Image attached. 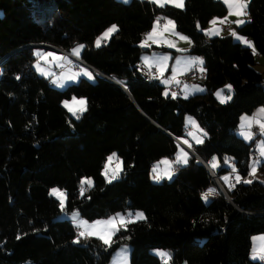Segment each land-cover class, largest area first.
Masks as SVG:
<instances>
[{"label":"trees","instance_id":"trees-1","mask_svg":"<svg viewBox=\"0 0 264 264\" xmlns=\"http://www.w3.org/2000/svg\"><path fill=\"white\" fill-rule=\"evenodd\" d=\"M227 13L221 0H185L183 9L150 0H0V264H108L124 244L131 247L129 264H165L154 250L171 254L167 264H264L250 260L253 237L264 234V161L251 184L230 190L222 179L232 171L226 158L245 178L257 153V136L246 141L237 130L243 115L264 107V74L256 69L257 59L264 61V0H250L248 21L236 26L255 52L231 34H205L214 17ZM161 17L190 38L186 54L204 61V91L187 99L166 98L159 76L148 81L136 70L151 50L140 44ZM111 25L119 31L95 47ZM35 44L68 52L84 45L79 59L126 90L98 74L94 82L79 76L54 86L53 76L33 66ZM226 84L232 99L222 104L215 93ZM73 97L88 101L79 120L63 106ZM187 115L208 133L203 144L191 143L206 166L190 153L171 180L153 182V165L174 159L176 140L188 137ZM112 153L124 172L109 184L101 173ZM85 177L94 187L85 185L81 196ZM52 188L67 194L64 212L88 221L137 210L147 219L121 228L110 247L94 237L73 243L75 227L58 217L63 211ZM209 188L217 194L205 202Z\"/></svg>","mask_w":264,"mask_h":264},{"label":"snow or ice","instance_id":"snow-or-ice-1","mask_svg":"<svg viewBox=\"0 0 264 264\" xmlns=\"http://www.w3.org/2000/svg\"><path fill=\"white\" fill-rule=\"evenodd\" d=\"M151 3L156 4L160 7H164L165 5H172L176 8L183 9L185 7V0H150ZM250 0H223V3L228 6V15L229 16H236L237 19L234 21V23L237 26H242L246 23L244 19H241L240 17L247 16V7ZM161 19L164 18H157L154 22V25L150 32H148L145 36V39L140 44L141 48H149L151 44H160L162 42L161 38H163L164 33L170 32L172 34H175L180 39L188 41L191 43L189 38L187 36L181 35L180 33H177L175 31L176 24L173 20H167V22L163 25V28L161 30ZM227 20V17L224 18V20H219L220 23H224ZM218 22V18H214L210 21V24L212 27L208 28L205 31L206 35L209 36H219L221 34V30L217 29L215 26ZM197 27L200 28V25L197 24ZM203 30V29H202ZM119 29L116 25H112L110 28H108L99 38L95 41V47L100 48L102 46L103 42H107L111 40L113 34L118 32ZM231 35L236 37L238 40H242V42L247 45L248 47L252 48L255 52L254 46L251 44L250 41L247 39H243L240 36L237 35L235 31L231 32ZM151 42V43H150ZM163 43H166L169 48H175V43L169 40H163ZM85 48L84 45H78L72 50V54L76 56L77 58L80 57V54L82 50ZM177 51H183L182 49H177ZM37 57L40 59H43L45 61L48 60L49 57H51L53 60L59 61V60H65L67 57L59 56L56 53L53 52H47V53H36ZM171 57L169 55H159L154 58V62L156 66L159 69V77L162 78L164 76L165 69L168 65L169 60ZM181 63V61H177V64ZM145 64L151 68L153 66V61L150 60L148 57H145ZM204 61L200 57H192L187 61V68L188 70H191L193 68H198V71L203 73L206 71L205 68H203ZM38 71L41 72V74L47 76L50 75L49 72H47L45 69H43L40 66L39 61L35 65ZM83 75L86 76L88 79H95V76L93 73L85 68L82 72H78L73 74L72 76L68 77V79L76 80L78 76ZM20 77H17L19 79ZM175 76L172 77V80H175ZM53 83H57V81H53ZM163 83L168 85L170 81L168 79H163ZM60 87H63L64 85L61 83L59 85ZM187 86H185L186 88ZM228 89V92H232V85L228 84L225 86ZM197 91H204L202 88H197ZM217 98L220 100V103H227L232 99V96L224 95L223 90L217 91L215 93ZM164 96L167 98L169 96V92L165 91ZM171 98L176 99L177 93L172 92ZM184 98H188V94L185 93ZM63 106L67 109V111L75 117L76 120H79L84 113L88 111V101L86 98H76L73 97L70 101L65 100L63 102ZM257 116H264V107L260 108L257 112ZM242 124H241V135L246 140H251L254 136V134L245 129H251L253 123L255 122L260 129V134L264 135V122H261L258 119H255L254 117H248L244 116L242 118ZM188 124L192 126V129L190 130L187 135L192 137V139L195 141L196 144H203L204 138L208 136V133L205 132L203 129L199 127V125L196 123V121L189 117L188 118ZM197 133H200L201 135H198ZM182 143L187 145L188 148H192V144L187 140H182ZM260 155L264 157V142H262L260 147ZM189 154L187 151H185L183 148L179 149V154L176 156L174 161L171 160H163L161 161L162 164L166 165V168L161 170L160 165H156L152 168L153 172V179L156 182H160L164 178H167L168 180H171L173 178V175H175V172L178 171L177 166H186L189 162ZM228 159H225V163H228ZM259 161H254L251 166V172L249 173L251 176H255L257 172V165ZM113 164H115V167H113ZM210 166L212 169H216L219 166V161L216 157L212 158V161L210 162ZM232 172L235 173V183L231 182V177L224 176L223 180L228 184L229 189L233 190L236 186V184H239L241 182L245 184H251L253 181L251 179H244L238 172V169L235 167L234 164L231 165ZM124 172V162L120 160V158L117 156L116 153H112L107 157L106 163L104 164L102 175L104 176L107 183L111 184L113 181L120 178L121 173ZM85 185H87L89 188L94 187V181L91 178H83L80 181V194L81 196L85 195L86 189ZM217 194L216 189L209 188L206 192L202 193V199L207 202L209 200V197H212ZM50 195L55 196L59 202L61 210L63 211L65 208V203L67 200V194L64 191H61L58 188H53L51 190ZM88 199H91V197H87ZM133 217V213H128L127 217L123 214H117L115 216H112L106 220H97L93 224H89L88 221L80 219L78 212L72 213V220L77 223V227L83 229L77 233V238L73 241V243H80L81 238L88 239L90 237H96L99 240L103 242L105 246L110 247L112 244L113 236L123 228L124 230H127V226L131 223L137 222L139 220H146L143 212H137L134 215V219L130 218ZM21 237L18 236L17 239H20ZM261 240H264V237L259 238ZM161 257L165 258V264H167L168 261L171 260V254L167 252H160L158 253ZM259 258L260 260L264 261V246H262L257 252L255 249L253 250V259ZM125 264H127V257H124Z\"/></svg>","mask_w":264,"mask_h":264},{"label":"rangeland","instance_id":"rangeland-1","mask_svg":"<svg viewBox=\"0 0 264 264\" xmlns=\"http://www.w3.org/2000/svg\"><path fill=\"white\" fill-rule=\"evenodd\" d=\"M120 1H122V2H130L131 0H120ZM225 17H227V20L224 22L225 24H227L230 28H232V21H231V19H233L234 18V16H233V18H232V16H229L228 15V13L226 14V16ZM224 17V18H225ZM244 17H248V16H244ZM244 17H240L241 19H243ZM214 18H218V21L219 20H224V18H220V17H214ZM213 18V19H214ZM170 18H166L165 19V21L167 22V20H169ZM212 19V20H213ZM170 20H172V19H170ZM229 20V21H228ZM244 20H245V18H244ZM112 26V25H111ZM111 26H109L108 28H110ZM163 25H161V27H162ZM210 27H212V25L210 24V22H209V24L207 25V27L204 29V30H207L208 28H210ZM216 27V26H215ZM107 28V29H108ZM217 28V27H216ZM107 29H105L97 38H99ZM151 31V30H150ZM175 31L177 32V33H180V32H178L177 31V28L175 29ZM205 32V31H204ZM231 32V31H230ZM181 35H184V36H187V35H185V34H183V33H180ZM146 36V35H145ZM188 37V36H187ZM241 37V36H240ZM96 38V39H97ZM189 38V37H188ZM144 39H145V37H144ZM143 39V40H144ZM143 40H142V42H143ZM161 40H162V42L160 43V44H151V46L149 47V48H144V49H151V50H148V51H145V52H143V54H142V56H141V60H142V62L143 63H145V57H148L150 60H152L153 61V66L154 67H156L157 69H158V67L155 65V62H154V58L155 57H157V56H159V55H169L170 57H171V59L169 60V62H168V65H167V67H166V69H165V72H164V76L162 77V78H159V80H160V83L163 85V86H165L166 84H164L163 83V79H168L169 81H171L172 80V77L173 76H175V78H177V77H179L180 75H182V74H184L185 72H187V70H188V68H187V61L189 60V59H191L192 57H197V56H190V55H188V54H186V52L190 49V45H191V43H189L188 41H185V40H182V39H180L178 36H176L175 34H172V33H170V32H166V33H164V36H163V38H161ZM163 40H169V41H172L173 43H175V48H169L168 46H167V44L166 43H163ZM189 40H190V38H189ZM235 40L236 41H238L237 40V38L235 37ZM96 41V40H95ZM238 42H240V41H238ZM104 43V42H103ZM102 43V44H103ZM151 43V42H150ZM94 44H95V42H94ZM251 44H252V42H251ZM36 45V44H35ZM253 45V44H252ZM78 45H76L75 47H77ZM247 46V45H246ZM75 47H73L72 48V50L75 48ZM152 47H156V48H158V47H164V48H166L167 50L166 51H164V50H161V49H156V48H152ZM177 49H182L183 51H177ZM37 52H40V53H47V52H53V53H56L57 55H59V56H63V57H67V59H66V62L67 61H69V63H65L63 60H59V61H56V60H53L51 57H49L48 58V60L47 61H45V60H43V59H40V58H38L37 57V55H36V53ZM33 54H34V56L35 57H37V59L34 61V63H33V66L35 67V65L37 64V62L39 61V63H40V66L43 68V69H45L47 72H49L50 73V75H47V77H49V76H53L52 78V81H54V80H58V77H59V79H61V77H63V78H66V79H68V77H70V76H72V71L73 70H75V66H76V64H75V61L73 60V58L72 57H70L69 55H66V54H69V52L68 51H66V54H64V53H60V52H57V51H55V50H47V49H43V48H36V49H34V51H33ZM71 55V54H70ZM73 56V55H72ZM75 57V56H74ZM177 61H181V63H179V64H177ZM148 66V65H147ZM58 68L57 70H59V71H65V72H62L61 73V75L60 74H57L56 73V70H55V68ZM35 69L37 70V68L35 67ZM63 69H65V70H63ZM256 69L258 70V71H260V72H262L263 74H264V61L262 60V59H260V58H258L257 59V64H256ZM80 69L78 68V69H76V71H79ZM82 71H83V69H82ZM158 72H159V69H158ZM37 73L38 74H40V75H43V74H41V72L40 71H38L37 70ZM93 73V72H92ZM166 73H168L167 75H166ZM60 75V76H59ZM93 75L95 76V74L93 73ZM166 75V76H165ZM45 76V75H44ZM81 76V75H80ZM79 77V76H78ZM77 77V78H78ZM77 80V79H76ZM76 80H73V82H76ZM89 81H91V82H94L95 80H96V76H95V79H88ZM72 83V82H71ZM226 85H228V84H226ZM225 85V86H226ZM185 86H187L186 88H185ZM184 87H183V94L181 95L182 97H184V95H185V93H186V91H187V89L188 88H190V87H200V88H202V89H204L203 88V86L199 83V82H196V83H193V84H189V85H185ZM64 88V87H63ZM226 87H222L221 89H219L218 91H221V90H223V94L224 95H226L225 93H224V89H225ZM193 96V95H192ZM189 98V97H188ZM68 101H70V100H68ZM64 102V101H63ZM220 102V101H219ZM263 106H261L260 108H262ZM71 115V114H70ZM72 116V115H71ZM244 116H249V115H243L242 117H244ZM72 117H74V116H72ZM189 117H191V118H193L194 120H195V118L194 117H192V116H190V115H187L186 117H185V125H186V127L187 128H189L190 130H194V129H192V126L191 125H189L188 124V118ZM196 121V120H195ZM260 121L261 122H264V119H260ZM242 118H241V120H240V122H239V128H240V126H241V124H242ZM196 123H197V121H196ZM198 124V123H197ZM254 126H256V127H259L256 123L254 124ZM252 128V127H251ZM189 129H188V131H187V133L189 132ZM249 130H251V129H249ZM198 135H201L200 133H197ZM256 137V136H255ZM188 138V141L191 143V141H193V142H195L193 139H192V137H190V136H188L187 137ZM187 138H185V139H187ZM254 138V137H253ZM252 138V139H253ZM251 139V140H252ZM180 140H182V139H180ZM184 140V139H183ZM191 140V141H190ZM247 141H250V140H247ZM262 142H264V135H258L257 136V141H256V150H257V152H258V154H259V156H261L260 155V147H261V144H262ZM180 148H183L185 151H187L186 150V148L185 147H183L182 145H180L179 144V148H178V152H177V155L179 154V149ZM192 149V148H191ZM188 152V151H187ZM188 154H189V152H188ZM176 155V156H177ZM176 158V157H175ZM175 158L174 159H169V158H164L163 160H165V159H167V160H171V161H174L175 160ZM162 160V161H163ZM263 161H264V157H263V159H262ZM261 161V160H260ZM260 161H259V163H260ZM160 165V169L161 170H163V169H165L166 168V165H164V164H162L161 163V161L160 162H157V163H155L154 165H153V167L154 166H156V165ZM228 165V164H227ZM230 165V164H229ZM113 167H115V164H113ZM152 167V168H153ZM178 168H179V166H177ZM153 172H151V178H152V180H153V182H156L154 179H153ZM174 176V175H173ZM234 176H235V173H234ZM255 177L256 178H261L260 176H259V174L256 172V174H255ZM85 178H87V177H85ZM92 179V178H91ZM164 179H167V178H164ZM215 179V178H214ZM244 179H250V175H248L246 178H244ZM162 181V180H161ZM216 181V180H215ZM218 181H219V179H218ZM217 182V181H216ZM218 183V185L220 186V188L222 187L223 188V190H224V192H226V190L224 189V187L222 186V184L220 183V181L219 182H217ZM53 189V188H52ZM51 189V190H52ZM61 191H63V190H61ZM50 193H51V191H50ZM53 196V195H52ZM53 197H55V196H53ZM56 198V197H55ZM57 199V198H56ZM58 200V199H57ZM74 212H77V211H74ZM137 212H143V211H141V210H137V211H135V212H132V211H128V212H126V213H123V212H119V213H117V214H123V215H125L126 217H127V214L128 213H133V217H130V218H132V219H134V215H135V213H137ZM72 213L73 212H71V213H66V212H61V214L58 216L60 219H65V218H68V219H70L71 220V222L73 223V225H74V227H75V230H76V233H78L79 231H81V230H83V229H81V228H79V227H77V223L75 222V221H73L72 220ZM144 213V212H143ZM117 214H115V215H117ZM115 215H113V216H115ZM145 215V214H144ZM79 218L80 219H83V220H86V219H84V218H82L81 216H80V214H79ZM106 219H108V218H106ZM106 219H98V220H106ZM143 220V219H142ZM86 221H88V220H86ZM95 221H97V220H95ZM95 221H88V223L89 224H93ZM94 238H96V237H94ZM98 239V238H97ZM262 246H264V244L263 245H261L260 247H259V250H260V248L262 247ZM254 248L255 249H257V246H254ZM130 252H131V247L128 245V244H124V245H122L120 248H118L114 253H113V255H112V257H111V260H110V262L108 263V264H125V260H124V257L126 256L127 257V264H129V258H130ZM160 252H166V251H164V250H154V253L156 254V255H158L159 257H161L158 253H160ZM250 255H251V253H250ZM162 259H164L165 260V258L164 257H161ZM250 260H252V261H260V260H258V259H253V255L252 256H250ZM262 262H264V261H262Z\"/></svg>","mask_w":264,"mask_h":264},{"label":"crops","instance_id":"crops-1","mask_svg":"<svg viewBox=\"0 0 264 264\" xmlns=\"http://www.w3.org/2000/svg\"><path fill=\"white\" fill-rule=\"evenodd\" d=\"M221 1H223V0H221ZM170 5V4H169ZM226 5V4H225ZM172 6V5H171ZM227 6V5H226ZM227 9H228V6H227ZM229 11V10H228ZM234 16V15H233ZM233 16H232V18H233ZM245 18V21L247 22L248 21V17H244ZM243 18V19H244ZM237 19V17L236 16H234V18L233 19H231V21H232V28H230L227 24H225V23H220L219 21L217 22V24H216V27H217V29H220L221 30V34L219 35V36H223V35H225V34H231V32L232 31H235L236 32V24L234 23V21ZM229 21V20H228ZM166 23V21L165 20H163V22H161V25H164ZM162 28H163V26L161 27V30H162ZM231 31V32H230ZM150 32V31H149ZM237 33V32H236ZM238 35V34H237ZM209 36V35H208ZM210 37H212V36H210ZM241 38H243V39H247L248 41H250L248 38H244V37H241ZM238 40V39H237ZM238 41H240L241 43H243L242 42V40H238ZM244 44V43H243ZM190 47H191V45H190ZM57 52H59V51H57ZM60 53H62V52H60ZM71 54V55H70ZM66 55H69L70 57L73 55L72 54V51L71 52H69V54H66ZM74 56V55H73ZM76 57V56H75ZM65 63H69V61H67L66 62V59L65 60H63ZM141 62H142V60H141ZM143 63V62H142ZM145 64V63H144ZM146 65V64H145ZM156 65V64H155ZM152 67H154V66H152ZM35 68V67H34ZM87 68V67H86ZM155 69H156V71H157V73H158V76H159V72H158V69L156 68V67H154ZM58 68L56 67L55 68V70H57ZM85 69V68H84ZM83 69V70H84ZM88 70H90L91 72H93L94 74H96L93 70H91V69H89V68H87ZM36 70V69H35ZM37 71V70H36ZM188 71V70H187ZM79 72H82V70H80ZM61 75V74H60ZM59 75V76H60ZM81 76H83V75H81ZM84 77H86V76H84ZM87 78V77H86ZM53 79V78H52ZM88 79V78H87ZM54 81H57V83H53L54 84V86H56V87H59V88H63V87H65L66 85H68L69 83H71V82H73V80H71V79H66V78H63V77H61V79H59V77H58V80H54ZM53 82V81H52ZM63 84L64 86L63 87H60L59 85L60 84ZM225 87V86H224ZM223 87V88H224ZM197 88H200V87H190V88H188L187 89V91H186V93L188 94V97L189 96H192V95H195V94H198V93H201V92H203V91H197L196 89ZM224 93L226 94V95H231L232 96V92L231 93H229L228 92V89L227 88H225L224 89ZM216 96V95H215ZM216 98H217V96H216ZM218 99V98H217ZM218 101H220L219 99H218ZM260 109V107H258L252 114H250L248 117H254L255 119H258V120H260V119H264V116H257V112H258V110ZM241 118H243V117H241ZM241 120V119H240ZM254 124H255V122L253 123V125H252V128H251V130L252 129H254L255 130V132H252L251 130H249V129H245V130H249V131H251L253 134H254V136L253 137H255V136H258V135H260V129H259V127H256V126H254ZM190 130V129H189ZM241 131H242V129H241V127L239 128L238 127V130H237V134L240 136V137H242L244 140H246L242 135H241ZM191 141V140H190ZM247 141V140H246ZM191 143H195V142H193V141H191ZM196 144V143H195ZM187 150V149H186ZM188 151V150H187ZM189 152V151H188ZM189 154H190V152H189ZM257 154H258V152H257ZM258 156H259V154H258ZM259 161L260 160H262L263 159V157L262 156H259ZM163 160V159H162ZM161 160V161H162ZM160 162V161H159ZM227 164H230V166L233 164L232 162H228ZM151 172H152V169H151ZM251 172V171H250ZM250 175V174H249ZM224 176H229V175H224ZM223 176V177H224ZM223 177H222V179H223ZM250 177H254V176H251L250 175ZM246 178V177H245ZM251 179V178H250ZM224 181V180H223ZM224 184H225V186L227 187V188H229V186H228V184L224 181ZM261 237H264V234H261V235H256V236H254L253 237V244H252V248H251V255L250 256H252L253 255V250L255 249L254 248V246H257V249H255L257 252H259V247L261 246V245H263L264 244V240H261V239H259V238H261ZM258 260H260L259 258H257ZM260 262H262V260H260Z\"/></svg>","mask_w":264,"mask_h":264},{"label":"built area","instance_id":"built-area-1","mask_svg":"<svg viewBox=\"0 0 264 264\" xmlns=\"http://www.w3.org/2000/svg\"><path fill=\"white\" fill-rule=\"evenodd\" d=\"M161 22H163L162 19H161ZM73 60L75 61V64H76L74 71H76V69L80 68V66H84L87 68L90 67L84 61H82L79 58L75 57V58H73ZM63 70H65V69H63ZM136 70L144 79H146L148 81H154V80H156V78L158 76L157 71L154 67L149 68V66L145 65L144 63H138L136 65ZM56 71L58 73L65 72V71H59V70H56ZM206 76H207L206 72L201 73L198 71V68H193L191 70H188L184 74L180 75L175 80H171L170 83L165 86V91H168L169 93L176 92L177 95L181 96L183 94V87L185 85L193 84L196 82H202L205 80ZM251 131L255 132L254 129H252ZM251 159H252V161H258L259 160L258 154L257 153L251 154ZM229 177H231V182L235 183V176H234V173L232 171H231V174L229 175ZM214 178L217 182H219L217 177L214 176ZM250 178H252V177H250Z\"/></svg>","mask_w":264,"mask_h":264},{"label":"water","instance_id":"water-1","mask_svg":"<svg viewBox=\"0 0 264 264\" xmlns=\"http://www.w3.org/2000/svg\"><path fill=\"white\" fill-rule=\"evenodd\" d=\"M30 46H32V47H38V48H43V49H47V50H55V51H59V52H62V53H64V54H66V51H64V50H62V49H59V48H56V47H53V46H49V45H44V44H36V45H30ZM72 58H75L74 56H71ZM77 58V57H76ZM1 62V61H0ZM91 70H93L96 74H98L99 76H101V77H103V78H105V79H107V80H109V81H111V82H113V83H115L116 85H118V86H120L121 88H123L124 90H126L125 89V87L123 86V85H121L118 81H116L114 78H112V77H109V76H107V75H104V74H102V73H100L99 71H97V70H95L94 68H92V67H89ZM177 141V143L178 144H180V145H182L183 147H185L192 155H194L195 157H197L198 158V156L196 155V153L191 149V148H188V146L187 145H185V144H183L182 143V141L180 140V139H177L176 140ZM199 159V158H198ZM200 160V159H199ZM200 162L203 164V165H205V163L202 161V160H200ZM206 166V165H205ZM221 189L223 190V188L221 187ZM224 191V190H223Z\"/></svg>","mask_w":264,"mask_h":264},{"label":"bare ground","instance_id":"bare-ground-1","mask_svg":"<svg viewBox=\"0 0 264 264\" xmlns=\"http://www.w3.org/2000/svg\"><path fill=\"white\" fill-rule=\"evenodd\" d=\"M182 141V140H181Z\"/></svg>","mask_w":264,"mask_h":264}]
</instances>
